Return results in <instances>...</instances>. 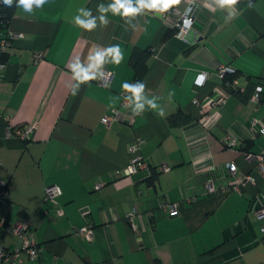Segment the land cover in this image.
I'll return each instance as SVG.
<instances>
[{"label":"crops","instance_id":"0c3cea01","mask_svg":"<svg viewBox=\"0 0 264 264\" xmlns=\"http://www.w3.org/2000/svg\"><path fill=\"white\" fill-rule=\"evenodd\" d=\"M193 1L187 38H163L176 16L162 20L153 10L183 12L190 0H164L128 17L113 13L114 0H44L29 11L15 4L0 79L7 116L0 119V178L9 190L8 203H0V244L19 248L6 225L29 220L41 251L35 260L22 253L24 264H264V217L255 216L264 205V172L244 155L264 150V0ZM114 46L119 63L108 55L90 68V56ZM148 48L136 79L132 54ZM77 63L93 78L78 79ZM224 66L238 73L235 83L220 74ZM101 69L112 74L106 86L97 81ZM200 72L203 84L196 83ZM140 85L137 98L129 89ZM209 96L225 101L203 111ZM15 126H31L29 138L8 134ZM138 138L151 166L128 177L121 171ZM228 162L255 181L223 191ZM207 175L214 193H202ZM53 184L59 192L46 199ZM162 201L176 203L178 213L170 215ZM133 205L137 229L128 219ZM88 223L90 242L76 232Z\"/></svg>","mask_w":264,"mask_h":264},{"label":"built area","instance_id":"2783aa9c","mask_svg":"<svg viewBox=\"0 0 264 264\" xmlns=\"http://www.w3.org/2000/svg\"><path fill=\"white\" fill-rule=\"evenodd\" d=\"M198 10L197 4L190 0L189 6L183 12H180L175 7H170L165 9H154L153 14L161 18L162 20L169 19L171 15H175L176 17L172 19V27L175 29V33L180 38H187L189 32L192 30L193 22L195 18V13ZM14 35L12 33H7L5 36L0 37V79L4 68L6 67V58L5 52L10 45V39ZM39 56V55H37ZM234 69L229 66L221 67L219 72L222 75H225L226 72H233ZM206 72H200L196 76V83L203 84L206 78ZM112 74L111 71L101 69L99 70L98 83L100 85L106 86L110 81ZM235 83V80L232 81ZM260 87H258V91ZM194 103L199 104L200 102L196 99L193 100ZM225 101L224 96H209L204 103L202 104V110L207 111V109L223 104ZM130 104V100L127 96L126 92H122V100L121 106L128 107ZM116 110H114L115 112ZM7 116L0 113V119L6 118ZM206 117V116H205ZM113 118V115H105L103 116V121L106 124H109ZM258 120H253V123H256ZM10 132L8 134L13 133L15 136L20 138L21 140H26L29 138L31 126H15L9 127ZM264 134V127L261 129ZM143 144V140L140 138L136 139L133 144L129 146V152L131 153V157L129 162L122 168V173L125 176L131 177L132 175L137 174L140 171H148L151 164L141 155L140 149ZM229 146L234 147L237 145L234 138H229L228 142ZM245 158L248 160L256 161V167L259 171L264 172V150L258 153L253 152H245ZM160 170H168L169 166L167 164H162L158 166ZM227 172L231 176V180L227 182L221 189L223 191H235L240 189V186L248 183H253L255 181L254 177L250 173L241 172L238 173V166L234 162L227 163ZM99 186V185H98ZM45 198L50 199L55 197L59 190L56 185H49L45 187ZM217 191V187L215 184V178L213 176H207L203 181V191L204 194H210ZM8 184L5 179L0 178V203L7 204L8 199ZM198 198V194L194 193L187 197L188 202H194ZM264 198V193H263ZM162 208L168 210L170 215H175L178 213V207L176 203H170L167 201H162L160 203ZM140 213V210L133 205L128 212V219L133 226L134 229L138 228L137 225V217ZM255 216L257 218L264 217V205L259 207ZM12 232L19 236L21 239V245L19 248L14 250L6 249L4 246L0 244V264H14L19 262L20 264H24L23 259L21 258V254L24 253L27 255L28 259L35 260L39 257L41 248L34 236L33 230L31 228V222L29 220H18L12 225H6ZM261 230L264 234V226L261 227ZM77 234L82 236L87 242L93 240V224L88 223L83 226H80L76 230Z\"/></svg>","mask_w":264,"mask_h":264},{"label":"clouds","instance_id":"9594fccd","mask_svg":"<svg viewBox=\"0 0 264 264\" xmlns=\"http://www.w3.org/2000/svg\"><path fill=\"white\" fill-rule=\"evenodd\" d=\"M3 4L11 7L13 5V0H2ZM44 2V0H16L17 7H22L24 11H29L32 9L33 5L39 6ZM164 0H137V6L133 7L130 0H114V4L111 7V10L114 14H120L123 17H128L140 12L141 7H149L151 8L154 4L163 3ZM216 3L225 6V5H235L238 3V0H216ZM123 10V11H121ZM166 10V9H165ZM77 24L82 25L84 28L91 30L95 27L94 23L89 22L84 24L82 21L77 20ZM113 55L114 62L119 63V60L122 58V54L118 46L111 47L103 52H96L95 55L90 56L89 59L91 61H95L94 65H90L91 67H95L97 65L103 64L106 56ZM74 72L76 76L81 81H86L93 77L89 76L87 72H85L81 66L77 63L73 66ZM76 69H79L77 72ZM90 70V69H89ZM127 87V85H125ZM134 94H136L137 98H139L140 93L143 91V85L133 87L129 89Z\"/></svg>","mask_w":264,"mask_h":264},{"label":"trees","instance_id":"16d2710c","mask_svg":"<svg viewBox=\"0 0 264 264\" xmlns=\"http://www.w3.org/2000/svg\"><path fill=\"white\" fill-rule=\"evenodd\" d=\"M15 4H16V0H13V5L9 7L4 5L2 0H0V37L5 36L7 34L9 23L14 12ZM174 32H175L174 28L167 30L163 38L169 37ZM150 53L151 51L149 48L145 50H139V49L134 50L131 57V63L135 71L136 79H140L143 73L145 72L147 67V58ZM237 75H238L237 72H226L225 79L231 82L235 77H237ZM235 93L237 95H240L238 91H235Z\"/></svg>","mask_w":264,"mask_h":264},{"label":"water","instance_id":"95a60500","mask_svg":"<svg viewBox=\"0 0 264 264\" xmlns=\"http://www.w3.org/2000/svg\"><path fill=\"white\" fill-rule=\"evenodd\" d=\"M86 209V208H85Z\"/></svg>","mask_w":264,"mask_h":264}]
</instances>
